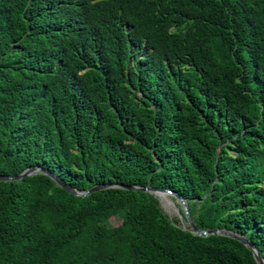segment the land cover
<instances>
[{
  "label": "trees",
  "instance_id": "1",
  "mask_svg": "<svg viewBox=\"0 0 264 264\" xmlns=\"http://www.w3.org/2000/svg\"><path fill=\"white\" fill-rule=\"evenodd\" d=\"M33 164L264 256V0H0V174ZM160 200L0 179V264H259Z\"/></svg>",
  "mask_w": 264,
  "mask_h": 264
},
{
  "label": "water",
  "instance_id": "2",
  "mask_svg": "<svg viewBox=\"0 0 264 264\" xmlns=\"http://www.w3.org/2000/svg\"><path fill=\"white\" fill-rule=\"evenodd\" d=\"M36 172H44V173L49 174L58 184H60L61 186H63L67 190H69L70 192H73L75 194H80V195H85V194H87L93 190L98 189V188H104V187H109V186H119V187H123V188H140L143 190H147L149 192H153L158 197H160L159 192L171 193L173 196H175L176 200L178 199L177 201L179 202V205L183 210V212H181V208L178 205H176V207H175L176 211L179 213L178 216L183 221L184 226H186V224L183 220L184 219L183 217H186L187 223L190 225V229L195 233H199V234L221 233V234H227V235H231V236H234L236 238H239L240 240H242L245 244H247L253 250V253H254V256H255L257 262L259 264H264V256H262L260 249L248 237H246V236H244V235H242L236 231H233L231 229L224 228V227L215 226V227H210V228H200L195 223V221H194V219L190 213L188 202H187L186 198L182 194H180L177 191L172 190L168 187H159V186H154L151 184H147V185L127 184V183L115 181V182H101V183L94 184L93 186L88 187L86 189H78L76 186H73L71 183L67 182L59 174L52 172L51 170L44 168L39 164L30 165V166L26 167L19 174H0V179H2V180L20 179L25 175L36 173Z\"/></svg>",
  "mask_w": 264,
  "mask_h": 264
},
{
  "label": "rangeland",
  "instance_id": "3",
  "mask_svg": "<svg viewBox=\"0 0 264 264\" xmlns=\"http://www.w3.org/2000/svg\"><path fill=\"white\" fill-rule=\"evenodd\" d=\"M170 196V198L172 199L173 203L172 205L169 207V209L167 208V206L162 202V200H160V205L161 207L167 211L172 217L174 216H178L179 213L176 211V205L179 204V202L176 200L175 196H173L171 193H166ZM180 207V205H178ZM120 218L118 216H112L110 219H109V224L111 225H114L115 223H117V221L119 220ZM184 220V219H183ZM185 223H187L185 220H184Z\"/></svg>",
  "mask_w": 264,
  "mask_h": 264
},
{
  "label": "bare ground",
  "instance_id": "4",
  "mask_svg": "<svg viewBox=\"0 0 264 264\" xmlns=\"http://www.w3.org/2000/svg\"><path fill=\"white\" fill-rule=\"evenodd\" d=\"M163 193V192H162ZM166 194V193H164ZM159 196H160V199L162 200V202L167 206V208L169 209V207L172 205L170 204L163 196L162 194L159 192Z\"/></svg>",
  "mask_w": 264,
  "mask_h": 264
}]
</instances>
